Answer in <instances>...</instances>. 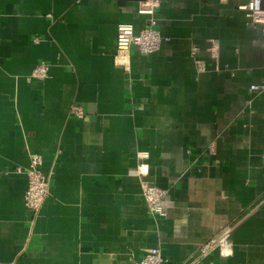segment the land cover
<instances>
[{
	"label": "crops",
	"instance_id": "1",
	"mask_svg": "<svg viewBox=\"0 0 264 264\" xmlns=\"http://www.w3.org/2000/svg\"><path fill=\"white\" fill-rule=\"evenodd\" d=\"M139 1L0 0V264H133L158 246L163 264H264L261 27L244 0H160L161 48L132 46L125 68L119 24L152 18ZM42 61L49 76L30 79ZM32 153L52 172L36 215L18 170ZM147 184L169 189L166 215ZM214 236L226 243L199 258Z\"/></svg>",
	"mask_w": 264,
	"mask_h": 264
},
{
	"label": "built area",
	"instance_id": "2",
	"mask_svg": "<svg viewBox=\"0 0 264 264\" xmlns=\"http://www.w3.org/2000/svg\"><path fill=\"white\" fill-rule=\"evenodd\" d=\"M160 4V0H140L138 4V12L140 14L151 15L150 23L148 26L144 27L139 32H136L133 24L131 23H121L118 26L117 38H116V54L115 62L125 68L129 67L130 63V49L132 46H136L138 50L143 54H150L158 51L165 37L163 36L161 30L157 28V19L154 16L156 9ZM239 9L245 12L247 18V24L249 26H260L261 34L263 37L264 45V0H244L238 5ZM38 41V38H36ZM212 58L215 60V68L217 70L219 67V42L217 39H212L208 47ZM200 48L196 44L192 45L191 53L195 58L197 67L199 71L206 70L205 61L201 58H197ZM228 65L224 67L227 69ZM50 74V66L48 63L42 61L39 62L32 70L30 75L31 78L35 79H46ZM250 91H262L264 90V85L262 84H252L249 88ZM70 114L78 117L84 118L86 111L83 106L79 104H72L70 108ZM207 152L209 154L215 155L216 147L213 143L209 144L207 147ZM141 157L146 158L148 156L147 152H141ZM43 157L39 153H32L30 155V164L27 167L18 170L26 174L28 179V188L25 192V204L27 208L32 211L35 215L38 214L42 205L44 204L46 198L50 193V181L52 177V172L45 173L42 170ZM143 166L139 167L141 173L144 172ZM144 198L148 204L150 212L156 215L164 216L166 215V204L165 201L169 195V189L158 186L156 184H147L143 191ZM224 235V234H223ZM226 240L224 236H214L209 241L203 243L200 246L199 258L205 256L218 247L219 245H224ZM165 258L163 256L161 248L153 247L145 250L143 256L140 260H134L133 264H163Z\"/></svg>",
	"mask_w": 264,
	"mask_h": 264
},
{
	"label": "bare ground",
	"instance_id": "3",
	"mask_svg": "<svg viewBox=\"0 0 264 264\" xmlns=\"http://www.w3.org/2000/svg\"><path fill=\"white\" fill-rule=\"evenodd\" d=\"M142 168H143V167H142ZM143 170H146V169L143 168Z\"/></svg>",
	"mask_w": 264,
	"mask_h": 264
}]
</instances>
